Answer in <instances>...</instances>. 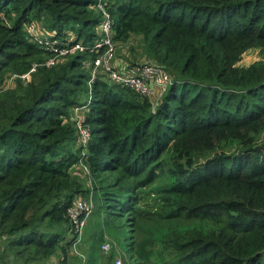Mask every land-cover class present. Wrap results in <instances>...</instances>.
I'll return each mask as SVG.
<instances>
[{
    "label": "trees",
    "instance_id": "16d2710c",
    "mask_svg": "<svg viewBox=\"0 0 264 264\" xmlns=\"http://www.w3.org/2000/svg\"><path fill=\"white\" fill-rule=\"evenodd\" d=\"M106 13L115 69L171 75L156 108L93 76ZM258 48L264 0H0V254L81 264L68 210L91 197L132 264H264V60L239 64Z\"/></svg>",
    "mask_w": 264,
    "mask_h": 264
},
{
    "label": "built area",
    "instance_id": "2783aa9c",
    "mask_svg": "<svg viewBox=\"0 0 264 264\" xmlns=\"http://www.w3.org/2000/svg\"><path fill=\"white\" fill-rule=\"evenodd\" d=\"M103 28L105 32L104 39L100 42H97L93 47L87 46V49L89 48L93 51L103 46L108 47L102 56L96 58L93 76L96 77L103 70L106 73L105 75L107 76V78H110L113 82L120 83L127 87H131L143 96H154L156 100L153 101V105L154 108H156V105L160 101L162 95L165 94L168 89V86L172 83L171 75L163 67L154 63H146L141 66L131 67L129 70H126L124 72L115 69L112 64V57L114 51L111 32L112 20L108 13H106ZM85 48L86 46L78 43L68 50H62L61 53H66L68 51H74L77 49L83 50ZM25 77H29V75L27 74L25 75ZM86 108V105H82L77 106L74 110V119L77 124L78 131L80 133L81 144L83 147H86L90 143L92 136L91 127L86 123L85 115L82 114V112L85 111ZM84 168L89 172L87 166H84ZM94 208V201L90 197L78 198L74 201L73 205L68 210L71 216V220L74 222L77 231L79 232V237L77 238L74 244L73 251L71 253L77 255L81 259V264L86 263L87 255L78 251V244L82 240V232L85 222L93 213ZM110 246V242L105 243V248L109 247L106 250L109 251ZM117 262L118 264H122V260L120 258L117 259Z\"/></svg>",
    "mask_w": 264,
    "mask_h": 264
},
{
    "label": "rangeland",
    "instance_id": "374dc122",
    "mask_svg": "<svg viewBox=\"0 0 264 264\" xmlns=\"http://www.w3.org/2000/svg\"><path fill=\"white\" fill-rule=\"evenodd\" d=\"M142 49L140 47V41L138 37L135 35L132 36L128 42L121 43L119 46H117V58L118 59H124V60H132L135 59L139 54L141 53ZM264 60V52H262L259 48L258 49H251L247 51L242 60L239 62L242 66H248L252 64L253 62L257 60ZM94 71V70H93ZM25 77V76H24ZM10 78V79H9ZM6 86H9L12 84L13 77L9 76L7 78ZM106 79H108L106 77ZM14 82V81H13ZM83 168L86 166V164H82ZM81 165H74L71 170L72 172H76L80 170ZM83 182L86 186L87 184V178L83 177ZM115 232L114 231H108L105 230L104 232L101 230V228L95 223L93 215H91L88 218V224L85 228V234H84V240H81V242L78 244V251L85 253L87 255V258L89 257V263L88 264H118L117 259L122 260V264H132V262L128 261L129 256L127 253L123 252L122 248L116 244L115 241ZM85 241V243H84ZM110 242L112 247L111 252H109L108 248H105V243ZM83 244V251L79 248V245ZM1 245V242H0ZM113 245V246H112ZM123 249L126 246V241L123 243ZM114 255V256H111ZM0 254V264L1 260H7L5 264H43L46 262V264H60L59 259L57 260L56 257L42 260V259H30L33 261H29L24 263V258L28 256H23L19 258V260H15V256L12 253H9L5 256ZM111 256V257H110ZM20 262V263H18ZM87 264V262H86Z\"/></svg>",
    "mask_w": 264,
    "mask_h": 264
}]
</instances>
